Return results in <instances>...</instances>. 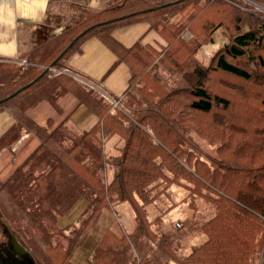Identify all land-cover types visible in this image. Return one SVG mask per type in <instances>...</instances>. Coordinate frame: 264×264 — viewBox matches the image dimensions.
<instances>
[{"label": "trees", "instance_id": "1", "mask_svg": "<svg viewBox=\"0 0 264 264\" xmlns=\"http://www.w3.org/2000/svg\"><path fill=\"white\" fill-rule=\"evenodd\" d=\"M256 1L264 4L263 0ZM202 2L161 0L153 9L138 13L142 14L141 16L125 14L108 22L89 25L75 34L56 55L52 54L59 45L49 47L53 41L48 39L36 44L19 58L0 57L4 64V66L0 64V111L9 109L17 116L15 125L0 138V152L16 145L24 135L22 128L28 126L29 135L22 142L25 141V144L29 145L27 148L31 150L22 161L20 159L17 163L14 161L18 168L13 178L9 179L12 181L6 189L14 187L11 201L18 208L17 214L24 218L28 216L26 221L32 223L35 230H39V226L40 229L45 228L43 234H48L49 226L52 236L55 234L54 230L64 233L71 231L69 235L66 234L70 236L68 237L70 244L65 256L66 260L69 257L70 264L72 254L86 239L103 207L114 210L116 218L93 252L92 258L97 264H172V261L176 264H208L209 261L211 264H240V260L247 255L240 252L245 241L241 238L243 235L251 234L254 228H259L257 221L264 218V129L260 133L261 136L260 134L253 136L248 141L247 138H243L237 144L232 151L234 153L232 162L229 159L232 155L228 158L222 156L224 158L220 162L207 158L205 154L199 155V148L194 145L190 136L183 133L182 120L179 121L175 115L173 116V112L179 111L180 105L171 102L170 107L163 108V103H166L163 100H169L164 98L161 103L156 100L155 103H146L144 107L135 109L133 111L134 115H137L135 118L129 119L128 115L122 113V122L115 120L114 123H109L105 113L108 114L111 104L107 102L102 92L84 84L80 86L79 79L77 81L74 79L77 86H69L70 80H66L67 82L61 80L59 78L61 74H51L48 69L49 67L65 69L97 86L91 79L75 72L68 65L70 56L81 52L83 44L91 37L97 36L105 40L119 55L118 61L125 60L130 66L129 85L121 96L125 97L135 78L129 57L135 56V50L144 52L145 57L149 58L158 51L140 43L125 49L111 36L113 29L138 19H146L167 40L169 46L171 44L169 36L154 27L152 22L144 17L146 13L163 10L167 12L166 15L174 18L181 10L179 6L184 3L195 4L199 8ZM160 16V19L165 21L161 13ZM104 25L107 28L102 32L97 31ZM257 30L254 26H248L246 30L239 31L230 42L223 44L215 52L208 67L198 62L185 77L181 76L190 90L191 98L188 103L190 109L209 112L215 104L227 108L228 99L207 89L206 79L212 70H222L246 80H252L253 77L256 85L264 87V72L256 71L260 64L253 56L249 57L253 63L249 65L252 72L234 61L246 56L250 51L253 55V48L263 47V40ZM103 32L106 37L101 35ZM197 50L198 44L194 48V54ZM121 52H124V55H121ZM50 56H53L52 59ZM256 58L260 60L259 56ZM21 60H26L29 65H20L18 61ZM176 92L179 91L172 93ZM68 93L73 94L78 102L85 103L99 116V122L90 131L73 129L69 124L68 115L60 110L62 108L58 99ZM26 95L29 98L27 101ZM42 100L55 107L60 114L58 118L49 117L40 122L27 113ZM157 103L158 105L154 106ZM20 112L25 115H19ZM182 114L186 116L185 113ZM123 121L126 124L124 128ZM24 123L28 126L26 127ZM63 127L77 132V137L63 133ZM114 136H118L117 153L108 154L106 143ZM232 136L229 134V138ZM188 147L190 151L187 150ZM192 151L197 154L192 156ZM247 157V161H244L243 158ZM191 158L194 161L193 166ZM208 164L214 167V170L207 168ZM25 166L27 168H24ZM111 169L113 176L109 181L108 174ZM235 177L237 180L233 185ZM185 181L187 185L196 187L191 190V187L185 188L180 185L179 182ZM162 184L166 185V190L169 187L171 189L183 187L186 191H191L194 198H207L204 194L207 191L208 200L216 205L218 212L215 218L199 227L206 236L201 258L197 251H193L186 262L178 259L173 249L177 241L182 239L181 235L172 228H160L162 235L160 237L157 230L152 228L157 225L155 221L157 217L150 220L147 208L165 193L164 191L157 193ZM83 196L88 200V206L78 224L66 230L59 228L58 219ZM125 202L131 206L135 216L133 231H127L123 227V215L115 208L116 204ZM2 206L3 212L8 214V207L5 208L4 204ZM220 220L224 227L218 236V228L212 230L208 223L216 224ZM121 227L124 228V240L126 238L127 243L124 242V247L118 251L112 247V244L117 242L111 239L116 233L115 228ZM228 230L237 233L234 239L235 247L230 249L232 257L228 248H225L227 243L223 239ZM155 237L158 238L153 242ZM216 245H219L217 249L222 251H214ZM202 258L203 261L200 260Z\"/></svg>", "mask_w": 264, "mask_h": 264}, {"label": "rangeland", "instance_id": "2", "mask_svg": "<svg viewBox=\"0 0 264 264\" xmlns=\"http://www.w3.org/2000/svg\"><path fill=\"white\" fill-rule=\"evenodd\" d=\"M56 1H58L59 8L56 11L52 10L49 12L36 38V44L50 39L53 43H50L49 47L56 44L59 45L52 55L60 52L75 34H78L89 25L108 22L125 14L141 16L142 14L138 15V13L151 10L161 2V0ZM201 1L203 2L199 8L195 4L186 5V3L179 6L181 10L174 18L166 15L167 12L165 13L163 10L146 13L144 17L148 18L154 27L167 34L171 44L169 46L168 44L163 45L150 58L145 57L144 52L135 50V56L129 57L135 71V78L131 88L125 97H113L103 94L107 102L111 104V109L105 115L109 123H114L115 120L122 122V113L128 115L127 118L132 119L131 117L135 118L136 115L133 113L135 109L144 107L146 103H155L156 100L161 103L164 98L168 99L169 101L163 100L166 102L163 103V108L170 107L172 103L180 105L179 111L175 110L176 112H173V116L175 115V118L179 121L182 120V131L187 136H190L194 145L199 148V155L205 154L207 158H213L220 162L224 157L228 158L232 155L231 158L229 157L230 162H232L234 158L232 151L237 144L243 138H247L248 141L253 136H259L264 129V87L256 85L253 77L252 80H246L222 70H212L206 79L207 89L228 99L229 104L227 108L215 104L209 112H202L189 108L190 90L186 87L187 83L181 76L185 77V74L191 72L198 62L208 67L215 52L223 44L230 42L239 31L246 30L248 26H254V28L258 29L257 33L263 40V47L253 48V55L250 51L246 56L234 61L252 72V67H249V65L253 63L249 57L253 56L260 64V68L258 67L256 71L264 72V4L256 0ZM160 13L164 16L165 21L160 19ZM104 26L99 27L97 31L102 32L104 28H107L106 25ZM56 27H59L57 31L54 30ZM101 35L106 37L105 32ZM61 42L63 43L61 44ZM197 44L198 50L194 54V48ZM121 55H124V52H121ZM257 56L260 57V60L256 58ZM52 57L50 56V59ZM39 58H36V60H39ZM32 59L35 60V58ZM0 64L4 66L1 61ZM20 65H29V62ZM48 69L51 74H61L59 75L61 80H70L69 86H77V79H82L65 69L57 67H49ZM83 84L98 91L97 86H93L86 79L81 80L80 86H83ZM173 91L179 92L172 93ZM26 97L25 101L29 100L27 95ZM156 105L158 103L154 106ZM34 108H37V110L31 111L34 114L33 118L40 122H43L45 118H55L60 115L54 109L55 107L46 100L40 101ZM60 110L65 112L64 109ZM161 110L163 109L161 108ZM182 112L189 117L184 116ZM27 113L29 112L27 111ZM22 114V112L19 113V115ZM123 123L124 128L126 124L124 121ZM24 124L26 127L28 126L27 123ZM27 128H22L24 133L22 138L28 137L29 130ZM62 132L68 136L77 137V132L70 128L63 127ZM229 134L233 136L229 138ZM52 145L56 146L54 143ZM27 146L29 145L21 140L9 148L10 151L3 149L0 152V220L7 225L11 232L15 233L26 243L35 257L36 264H70L69 257L67 261L65 256L66 249L67 247L69 248L68 244H70L68 241L70 236L68 235L71 231H65L64 233L63 231L54 230L55 234L52 236L49 226L47 227L48 234H43V229L45 228L40 229L39 226V230H35L33 224L26 221L28 216L24 218L17 214L18 208L11 201L14 187L6 189L12 181L9 179L18 168L14 164L19 159L22 161L24 156L27 157L29 151H31ZM187 150L190 151V147ZM196 154L195 151L191 152L192 156ZM243 159L247 161L248 157ZM191 160L193 166V158ZM206 167L214 170V167L212 168L209 164ZM24 168H27V166ZM108 175L110 181L113 176L112 169L109 170ZM236 180L237 177L233 179V185H235ZM179 183L185 188L191 187L187 185V181ZM191 183L194 184L195 182ZM165 188L166 185L162 184L157 193L160 191L165 193L161 194L156 203L151 204L147 208L150 220H154L157 217L155 219L157 225L152 228L157 230L156 232L160 234V237L162 236L159 231L160 228H172V230L181 235L182 239L177 241L173 249L178 259L186 262L193 251H197L199 258H201V251L206 236L199 227L215 218V214L218 212L216 205L208 200L207 191L204 193L207 198L195 197V199L191 191H186L183 187H172V189L169 187L167 190ZM194 188L191 187V190ZM213 199L217 200L214 197ZM2 204L5 205V208L6 206L8 207V214L3 212ZM121 208H128L132 212L131 206L126 202L122 204ZM120 213L124 214L122 211ZM129 217L132 218L133 224L129 221L127 227L132 230L135 216L131 213ZM1 221L0 240L3 238ZM257 223L259 228H254L251 234L243 235L241 238L245 241L242 244L244 248L240 252L247 255L240 260V264H264V218H260ZM208 226L212 230L213 228H218V236L221 234L219 231L224 227L221 220L216 224L208 223ZM123 227L126 229L124 225ZM219 227L221 228L219 229ZM124 228H115L116 233L113 234L111 239V241L117 242L113 243L112 247L118 251L124 247V242L127 243V239L125 238L124 240ZM207 229L211 230L208 227ZM236 235V232L228 230L226 237L222 236L227 243L225 248H228L229 252L230 249L235 247L234 239ZM157 238L155 237L153 242ZM218 246L214 247V251H222L219 248L217 249ZM230 256L232 257V254ZM200 260L203 261L204 258ZM252 260L253 262H251ZM171 263L176 264L175 261Z\"/></svg>", "mask_w": 264, "mask_h": 264}, {"label": "crops", "instance_id": "3", "mask_svg": "<svg viewBox=\"0 0 264 264\" xmlns=\"http://www.w3.org/2000/svg\"><path fill=\"white\" fill-rule=\"evenodd\" d=\"M57 8H59V5L56 0H0V57L16 59L34 47L38 31L42 28L41 25L45 23L49 12L56 11ZM58 29L59 27H56L54 30L57 31ZM111 36L125 49H130L135 44L140 43L160 50L163 45L168 44L167 40L146 19H138L135 22L118 26L113 29ZM118 58L119 55L105 40L95 36L83 44L81 52L70 56L68 65L75 72L77 71V73L79 72V74L95 82L97 89L103 94L121 97L129 85L131 69L125 60L118 61ZM58 103L65 110V114L69 118V124L75 130L90 131L99 122V116L85 103L78 102L77 98L71 93L66 94L65 97L63 96ZM34 110H37V108L33 107L28 110L31 117L34 116L31 112ZM16 122L17 116L13 111L9 109L1 110L0 138ZM23 139L21 138L20 141ZM117 142L118 136H114L106 143L108 154L117 153ZM122 204H116L115 208L117 211L124 213L123 225L126 230L133 231L135 218L133 229L127 227L129 221L133 224L132 218L129 217L131 213L133 214V210L131 212L128 208H121ZM87 206L88 200L85 196L81 197L58 219V227L66 230L77 225ZM115 218L114 210L108 207L102 208L86 239L72 254L70 259L72 264H97L93 261V252Z\"/></svg>", "mask_w": 264, "mask_h": 264}, {"label": "flooded vegetation", "instance_id": "4", "mask_svg": "<svg viewBox=\"0 0 264 264\" xmlns=\"http://www.w3.org/2000/svg\"><path fill=\"white\" fill-rule=\"evenodd\" d=\"M1 227L3 238L0 240V252L3 254L5 259H7V261H9L11 264H13L15 261L18 262L17 264H30L27 263L26 254V250L30 251V249L27 247L26 243L15 233L11 232L6 224L2 221ZM31 254L33 255L32 252Z\"/></svg>", "mask_w": 264, "mask_h": 264}, {"label": "water", "instance_id": "5", "mask_svg": "<svg viewBox=\"0 0 264 264\" xmlns=\"http://www.w3.org/2000/svg\"><path fill=\"white\" fill-rule=\"evenodd\" d=\"M7 226V225H6ZM26 254H27V263L30 264H35V258L34 256L31 254L30 251L26 250ZM18 262L15 261L13 262V264H17ZM0 264H11L9 261H7V259H5V257L3 256V254L0 252Z\"/></svg>", "mask_w": 264, "mask_h": 264}, {"label": "built area", "instance_id": "6", "mask_svg": "<svg viewBox=\"0 0 264 264\" xmlns=\"http://www.w3.org/2000/svg\"><path fill=\"white\" fill-rule=\"evenodd\" d=\"M19 64H26L28 63L26 60H21V61H18Z\"/></svg>", "mask_w": 264, "mask_h": 264}]
</instances>
